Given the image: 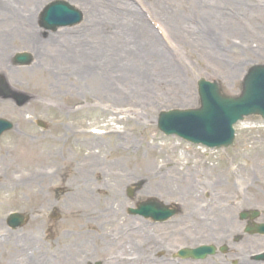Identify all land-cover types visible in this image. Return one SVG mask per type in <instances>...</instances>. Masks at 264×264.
Returning <instances> with one entry per match:
<instances>
[{
  "label": "rangeland",
  "instance_id": "obj_1",
  "mask_svg": "<svg viewBox=\"0 0 264 264\" xmlns=\"http://www.w3.org/2000/svg\"><path fill=\"white\" fill-rule=\"evenodd\" d=\"M9 1L17 10L20 7L31 11L41 40L59 35L62 38L59 43H45L38 59L32 48L20 40L10 39L0 44L4 52L0 81L5 83V89L0 86V119L14 124V129L0 138V264H121L129 256H134L132 264H155L153 258L176 261L172 255L177 247L193 248L204 242H211L218 251L206 260H197L198 263L241 264L245 257L250 260L252 254L264 250L263 237L245 234V240L238 246L233 238L246 225L239 218L242 211L259 210V221L264 222V121L252 116L238 123L233 146L221 150L165 137L157 127L162 112L201 107L200 80L218 84L224 96L241 94L247 72L264 65V0H247L258 5L256 11L249 13L244 10L250 8L239 0H206L214 5L208 12L193 5L192 0H62L81 10L84 20L77 27L57 32L39 26L44 7L56 0H36L32 5L31 0ZM93 11L97 18L93 17ZM20 15L21 12L12 15L9 9H0V28L10 32V25ZM79 43L87 53L101 44V53L93 52L96 54L92 58L98 59V69L111 75L110 82L116 84L119 93L145 95L143 91H146L151 98L158 96L159 105L155 106L156 110L149 109V120L141 124L131 115L140 111L109 108V104H116V98L125 105L128 100L108 91L105 95V90L97 92L90 85L86 71L79 76L78 84L72 78H65L63 85L48 86L46 82L47 86L42 88L39 70L56 74L60 69V73L63 65L56 52L60 48L72 51L77 45L76 50ZM45 50L54 56L49 57ZM135 52L146 59L152 80L138 81L131 73V67L138 61ZM17 53L30 54L32 63L17 66L14 63ZM82 59L83 67L88 68ZM118 64L120 67L127 64L129 70L124 75L113 72L118 69L113 66ZM178 85L190 86L191 104L170 102L175 100L170 95ZM129 118L131 121L125 120ZM36 121H43L47 129H40ZM114 129L117 133L112 132ZM23 140L38 142L46 156L40 160H21L14 149ZM48 151L55 158L49 159ZM168 164L176 166L169 165L162 171L161 167ZM36 166L48 169L53 177L39 183L31 193L5 180L11 171L28 173ZM76 176L82 181L74 182ZM170 178L175 185L170 184ZM184 178L187 183L180 184L178 179ZM190 182L195 187H190ZM153 183L164 186V191L151 188ZM171 186L173 191H168ZM232 186L236 193L227 189ZM77 187H84L79 194H84L82 197L87 201L72 196ZM130 191L134 193L132 196ZM218 192L222 196L215 197ZM151 197L165 204L186 199V203L200 205L225 198L234 205L222 204V208L216 206L207 211L199 207L197 216L192 217L190 211L181 210L179 201L181 206L176 204L178 212L168 228L154 227L145 235L151 237V243H145L147 246L142 243L130 250L112 245L115 241L111 239L122 242L123 231L154 226L129 212L137 202ZM219 208L222 210L217 220L223 216L224 224L232 227L225 230L228 238L216 242L214 235L203 229L215 225L217 220L213 222L211 212ZM11 213L26 215L25 224L18 228L8 226ZM177 224L179 228H174ZM195 224L203 227H193ZM134 236H124V240L128 237L133 241ZM224 247L227 251L221 253Z\"/></svg>",
  "mask_w": 264,
  "mask_h": 264
},
{
  "label": "bare ground",
  "instance_id": "obj_2",
  "mask_svg": "<svg viewBox=\"0 0 264 264\" xmlns=\"http://www.w3.org/2000/svg\"><path fill=\"white\" fill-rule=\"evenodd\" d=\"M35 1L36 0H31V5L34 4ZM239 1H241L242 5H246L250 9H252V10H250V9L244 10L246 13L256 11V9L258 8V5L252 1H247V0H239ZM3 2H4V4H0V9H3V8L9 9L12 15H15L16 13L21 12V15H20V17H18V20L16 22H13L10 25V26H12V28H10V32H7V31H5V29L0 28V29H2V30H0V44L3 42H6L7 40H10V39L20 40L27 47L32 48L34 56H36V59H38V58H41V56H42L41 51L43 50L42 48L44 47V45H46L45 43H49V44L59 43V41L62 38V36H60V35L58 37L49 36L47 41L41 40L39 38L38 32L34 28V25H35L34 20L30 16L31 11H29L27 8H20L19 7V10H17L16 8H14L15 6H13V3H10L9 0H5ZM191 2L193 5L199 6L203 12H208L210 10V8L214 6V5H211V3L209 1H206V0H192ZM30 6L26 5L24 7H30ZM93 17L97 18L98 15L94 12ZM125 33L126 34H124V35H128L127 32H125ZM79 45H80V43H79ZM76 46L73 47L72 51L69 50L68 48L66 51L62 50L60 48V50H58L56 52L55 56L62 61V65H63V68L61 69L60 73H58V71L60 69L56 70V74L54 72L48 71V70H39L38 76L41 77V79H42V82H43L42 88L47 86L46 82L48 83V86L50 84L52 85V83L54 84V86L55 85H63V81L65 78H68V79L72 78L73 81L78 84L79 83V76H81V74H83V72L86 71V72H88L87 74H88L89 79H90V85H93L95 90H99L97 92H102V90H105L104 91L105 95L107 94L106 91H108L109 94L115 93L118 95H122V96L126 97L128 100L127 104L125 105V104H123L122 99L116 98V101H117L116 104H109V108H113V110H123V109L127 108V110H126L127 112L128 111H131V112L140 111V114H137V115L131 114V115H133L137 119H139L140 120L139 123H141V124H144L145 121L149 120L151 117V115H150L151 112L149 111V109H152V110L155 109L156 110L155 106L159 105L158 102L160 100L158 99V96L151 98L148 96V92H146V91H143V94H145V95H142L141 93L140 94L135 93V94L131 95V94H128L127 91H125V92L123 91V92L119 93L120 90L116 87V84H114L113 81H112V83L110 82L111 75L110 74L107 75V73L105 74L106 70L104 71V69H101V68L98 69V66H96L97 65L96 62L98 59L92 58V57H94V54H96L93 52L101 53V48H102L101 44L99 46L96 45L95 51H92V53H87L84 50V48H82V45H80L81 48L78 47V49L75 50ZM45 51L48 52L49 57H50V55L54 56V53H50L47 50H45ZM130 52L134 54V51L131 48H130ZM148 52L151 54L150 51H148ZM135 54H137L136 57H137L138 61L131 67V73H134L136 75V77L139 78L138 81H140L142 78L147 79L149 81L152 80V78H149L150 66L147 63L146 59H144L143 55H141L140 53L138 54L135 52ZM90 56H91V58H90ZM3 57H4V52H2L0 49V60ZM83 57L86 60L85 63H87L89 65L88 68L83 67V59H82ZM98 62L101 63V60ZM122 63H124V62H122ZM122 63H120V64H122ZM120 64L113 66V67L118 68V69L114 70L113 72H117V73H120L121 75H124L125 70H129V68H127L128 65L126 64L125 66L120 67ZM0 66H1V64H0ZM68 70L72 72L70 75L65 73V71H68ZM107 70H109V68H107ZM189 87L190 86H188V85H178L176 89H173V92H171V95H170V97H173L175 100H172L170 102L176 101V102H179V104H181V105H183L184 103H187V105L191 104L192 103L191 99L193 98V96L191 93V88H189ZM178 93H180L181 95H179ZM166 97H168V96H166ZM130 103H133L134 106H130ZM127 114H130V113H122V115H124V116H126ZM119 119L120 120L118 122L121 123L122 122L121 118H119ZM125 120L131 121L130 118L125 119ZM115 129L112 130L113 133H117V130H115ZM119 134L120 133H118V135ZM120 136L121 135H119L117 137V139H120L121 138ZM95 139H97V138H95ZM94 142H98V141L95 140ZM21 145H23V146H21ZM14 151L18 155V157L23 161H30V160H34V159L40 160V159H42L41 156H46L45 152L41 151V148L39 147L38 142H36V141H24V140L20 141L19 143H16ZM47 155H48L49 159L55 158V155L51 151H48ZM169 165H171V164L162 166L161 167L162 171L167 169ZM171 166L174 167L176 165H171ZM214 171L218 172L219 170L214 169ZM148 172H150V171H148ZM76 174H78V173L76 172ZM152 176H154V174ZM155 176H157V174H155ZM52 177H53V174L50 173V171H48V169L41 167V166H36L33 168L32 171H29L28 173H21V172L19 173V172L11 171V172H9V174H7V178H5V180H9V182L17 188L22 187L21 188L22 191H26V192L29 191V193H31L36 189V187L38 186L39 183H43V181L50 180ZM80 181H82V179H80L79 176H76L74 178V182H80ZM149 181L153 182V178H150ZM178 181L180 182V184L187 183V180L185 178L182 180L178 179ZM170 184L171 185L176 184L172 178H170ZM81 185L84 186V183H81ZM188 185L190 187H195L193 185V183H191V182ZM154 187L160 191H164V188H165L164 186H162L160 184H154L153 183L151 185V188H154ZM220 187L222 188V186H220ZM203 188H206V187L203 186ZM75 189H76V190H74L75 195H72V196L73 197H81L84 201H87L85 198L82 197V196H84V194H81V195L79 194L81 190H84V187H77ZM227 189L236 193L235 192L236 191L235 186L234 187L233 186L228 187ZM150 190H152V189H150ZM168 191H173L172 186L168 189ZM222 194L223 193L218 192L215 197H220V196H222ZM182 195L183 194L181 193V196ZM235 195L236 194H234V196ZM113 198L116 199L118 197L113 196ZM229 200L230 199L224 198L223 201H218V202H214L213 200H210L208 202H201V204L203 206L200 204L186 203V199L184 201H183V199H181L179 201L182 203L181 209L183 210V212L184 211H186V212L190 211L192 213L191 216L194 217V216H197V211H198L199 207H203L204 209L202 208V210L207 211L209 209L213 210L215 208H218L216 206L221 207L222 204H227V205L233 206L234 203L232 201H229ZM82 202H78V203L82 204ZM81 207L85 209V207H83V206H81ZM213 207H215V208H213ZM221 208H219L216 211H212L213 213L211 212V214L214 215V221L213 222H215L217 220V217H218L220 211L222 210ZM226 215L229 216L230 215L229 212H227ZM182 217H185V214H183ZM225 222H226V219L222 216V217H220V219L217 220V222H215V225L213 224L214 226L212 224L206 225L203 230L207 233H210V234L212 233L214 235V240L217 242L218 239L220 238V236H224L228 232V231L225 232L226 228L232 227L231 225L229 226V224L225 225L224 224ZM180 223H182V221ZM197 225L198 224H196V226ZM173 227L177 228L179 226H173ZM197 227L201 228V227H203V225H199ZM0 228H1V225H0ZM151 228H154V227L146 226V228H143L141 230L138 229L137 231H135V233H133L136 236H139V238L143 237L142 240H139L138 238H135L136 236H134L133 241H132V238L127 237L123 242H119V243L114 242L111 244L114 246H120L121 248H126V249H130V250L135 249V247H137V246H142L145 243H149L148 239H150L151 237H148V236L145 237V235L148 234V232L150 231ZM218 230H222V233H219ZM136 241H138V242H136ZM111 242H113V241H111ZM134 243H139V244H134ZM142 243H144V244H142ZM13 248H15V247H13ZM132 257H134V256H132ZM74 259L75 258H72V261ZM153 259L155 260V264L156 263L157 264H172V262L169 263V260H167V259H158V260H156L155 258H153ZM67 260H69V258ZM121 264H123V263H121ZM125 264H132V263H125ZM176 264H179V263H176ZM196 264H201V262L196 263ZM214 264H219V262H215ZM243 264H244V262H243ZM247 264H255V263H247Z\"/></svg>",
  "mask_w": 264,
  "mask_h": 264
},
{
  "label": "water",
  "instance_id": "obj_3",
  "mask_svg": "<svg viewBox=\"0 0 264 264\" xmlns=\"http://www.w3.org/2000/svg\"><path fill=\"white\" fill-rule=\"evenodd\" d=\"M82 20L81 12L68 3L57 1L45 8L40 25L46 30L56 31L60 27L79 24ZM31 62L32 58L27 54L18 55L15 59V63L20 66L29 65ZM199 95L201 109L162 113L158 121L159 129L168 136L177 135L209 148H228L234 142L233 126L238 121L250 115H261L264 118V66H255L248 72L243 84V93L238 98L224 97L217 84L205 80L199 82ZM39 125L43 126L42 123ZM12 127L9 122L0 120V136ZM166 209L163 205L151 201L132 212L159 220L173 215ZM24 224L23 216L13 215L9 219V225L13 228ZM210 254H214L213 247L182 253L184 257L195 259H204Z\"/></svg>",
  "mask_w": 264,
  "mask_h": 264
},
{
  "label": "flooded vegetation",
  "instance_id": "obj_4",
  "mask_svg": "<svg viewBox=\"0 0 264 264\" xmlns=\"http://www.w3.org/2000/svg\"><path fill=\"white\" fill-rule=\"evenodd\" d=\"M164 241V240H163ZM167 249V248H166ZM169 253L171 252L172 253V250H167ZM239 256V255H238ZM250 260H248V259H245L243 262H244V264H247V263H255V264H264V263H259V262H257V261H254V259L252 258V256H250ZM165 259H167V260H169L168 258H165ZM171 262V260H169V263ZM262 262H264V261H262ZM241 264H243V263H241Z\"/></svg>",
  "mask_w": 264,
  "mask_h": 264
}]
</instances>
